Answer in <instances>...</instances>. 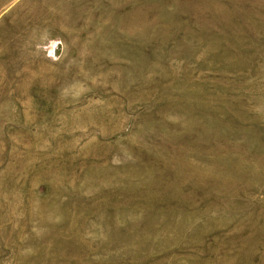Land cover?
I'll return each instance as SVG.
<instances>
[{"label": "rangeland", "instance_id": "rangeland-1", "mask_svg": "<svg viewBox=\"0 0 264 264\" xmlns=\"http://www.w3.org/2000/svg\"><path fill=\"white\" fill-rule=\"evenodd\" d=\"M0 264H264V0H0Z\"/></svg>", "mask_w": 264, "mask_h": 264}]
</instances>
